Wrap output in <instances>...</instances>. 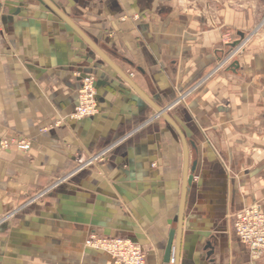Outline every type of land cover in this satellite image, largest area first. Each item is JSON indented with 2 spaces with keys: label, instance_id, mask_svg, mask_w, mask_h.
Returning <instances> with one entry per match:
<instances>
[{
  "label": "crops",
  "instance_id": "1",
  "mask_svg": "<svg viewBox=\"0 0 264 264\" xmlns=\"http://www.w3.org/2000/svg\"><path fill=\"white\" fill-rule=\"evenodd\" d=\"M50 1L188 145L177 264H264L232 228L238 211L264 216V34L243 29L260 20L219 0ZM0 23V141L30 143L0 148V218L11 217L0 264H114L85 246L90 235L127 238L145 264H163L183 183L179 133L40 0H0ZM87 77L96 110L75 120Z\"/></svg>",
  "mask_w": 264,
  "mask_h": 264
},
{
  "label": "built area",
  "instance_id": "2",
  "mask_svg": "<svg viewBox=\"0 0 264 264\" xmlns=\"http://www.w3.org/2000/svg\"><path fill=\"white\" fill-rule=\"evenodd\" d=\"M262 24H264V17ZM233 56L234 54L228 56L225 62L231 61ZM95 110L96 93L93 79L87 77L81 82L77 94V103L71 118L78 120L89 117L94 114ZM0 148H15L18 151L27 152L30 149V143L23 139L11 137L0 141ZM232 228L238 241L244 245L250 255L256 258H264V216L257 207L236 212L233 215ZM86 246L101 250L113 260L114 264H145L144 254L129 239L90 235ZM170 263L173 264V259L170 260Z\"/></svg>",
  "mask_w": 264,
  "mask_h": 264
},
{
  "label": "water",
  "instance_id": "3",
  "mask_svg": "<svg viewBox=\"0 0 264 264\" xmlns=\"http://www.w3.org/2000/svg\"><path fill=\"white\" fill-rule=\"evenodd\" d=\"M42 3H44L53 13H55L58 17H60L63 21H65L73 30L74 32L110 67L112 68L127 84L128 86L133 89L148 105H150L158 116H161L165 121H167L176 131L179 133L181 137V141L183 144V150H184V171H183V183H182V189H181V197H180V205H179V212H178V218H177V226L176 231L172 230L169 233L164 258H163V264H169L170 260L173 259V264L178 263L179 253H180V235H181V229H182V221H183V211H184V201H185V195H186V189L189 183L191 182V175H188V145L180 133L177 126L173 123L171 118L168 116V114L156 106L145 94H143L136 85L129 79V77L123 73L104 53L103 51L93 42L90 40V38L82 31L80 30L63 12H61L50 0H40ZM239 39L231 44V47L237 46L242 39H244V34L241 32H238ZM231 68H236L237 63L234 62L231 66ZM194 169V165L190 168V172H192ZM175 236V250H174V256L172 252V243Z\"/></svg>",
  "mask_w": 264,
  "mask_h": 264
},
{
  "label": "rangeland",
  "instance_id": "4",
  "mask_svg": "<svg viewBox=\"0 0 264 264\" xmlns=\"http://www.w3.org/2000/svg\"><path fill=\"white\" fill-rule=\"evenodd\" d=\"M219 1L222 5H228L229 7H232V9L234 8V9H237V11H243L246 19H248L249 17H254V18H257L256 19L257 21L260 20V22L257 23L256 25L245 26L243 28L244 30H246L245 34L247 36L249 34H257V33L264 34V24H262V19L264 17V1L263 0H219ZM0 29H1V27H0ZM235 29H236L235 27L229 28L228 36H230V38H238L237 35L235 34ZM243 41L244 40L242 39V41H240V43L237 46L230 48L231 49L230 51L231 52H234V51L237 52V50H238L237 47ZM16 139H18V138H16ZM13 149H15V148H13ZM10 220H11L10 215H7L3 218H0V224L9 222ZM125 239H127V238H125ZM137 246L140 248V250L142 251V253L144 254L145 259H146V251L144 249H142V247H140L139 245H137ZM86 247L90 249V247H88V246H86ZM95 251H98V250L95 249Z\"/></svg>",
  "mask_w": 264,
  "mask_h": 264
},
{
  "label": "bare ground",
  "instance_id": "5",
  "mask_svg": "<svg viewBox=\"0 0 264 264\" xmlns=\"http://www.w3.org/2000/svg\"><path fill=\"white\" fill-rule=\"evenodd\" d=\"M89 238V237H88ZM88 238L84 241V243H85V246H86V243L88 242ZM91 248V247H90ZM92 249H95V248H93L92 247ZM98 251H101V250H98ZM102 252V251H101ZM104 253V252H103ZM169 264H171V263H169Z\"/></svg>",
  "mask_w": 264,
  "mask_h": 264
}]
</instances>
